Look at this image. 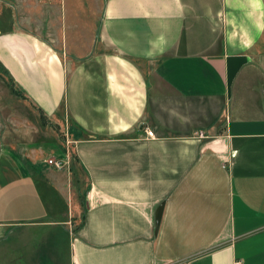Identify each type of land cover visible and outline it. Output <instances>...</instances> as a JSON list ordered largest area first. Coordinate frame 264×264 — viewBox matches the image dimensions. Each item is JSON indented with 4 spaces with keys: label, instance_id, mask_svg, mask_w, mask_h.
I'll return each instance as SVG.
<instances>
[{
    "label": "crops",
    "instance_id": "1",
    "mask_svg": "<svg viewBox=\"0 0 264 264\" xmlns=\"http://www.w3.org/2000/svg\"><path fill=\"white\" fill-rule=\"evenodd\" d=\"M50 5L0 61L70 121L85 188L2 155L0 240L32 264H264V0Z\"/></svg>",
    "mask_w": 264,
    "mask_h": 264
},
{
    "label": "rangeland",
    "instance_id": "2",
    "mask_svg": "<svg viewBox=\"0 0 264 264\" xmlns=\"http://www.w3.org/2000/svg\"><path fill=\"white\" fill-rule=\"evenodd\" d=\"M37 1L40 2V0H0V58H4L1 50L4 47L5 34L2 33L11 30L20 24L22 18H25V4H36ZM60 1L47 0L52 5L42 6V14L47 17L50 10L56 9ZM4 60L6 61V58ZM0 64L7 71L6 73L0 68V157L10 154L17 163L33 164L32 162L36 161L38 165L43 163L51 169L53 167L47 164L46 159L52 157L66 159L68 156L67 167L53 169L55 172H67L81 199L86 180L74 167L69 138L70 121L59 123L44 116L13 84L11 79L13 80L14 77L4 66V61H0ZM4 235L7 238L9 232L4 233L0 240V264H32L30 262L37 259L33 255L25 259V252L12 249ZM59 248L60 261L65 264L67 245H60Z\"/></svg>",
    "mask_w": 264,
    "mask_h": 264
},
{
    "label": "built area",
    "instance_id": "3",
    "mask_svg": "<svg viewBox=\"0 0 264 264\" xmlns=\"http://www.w3.org/2000/svg\"><path fill=\"white\" fill-rule=\"evenodd\" d=\"M145 132H146L147 137L155 136L152 130L145 129ZM198 136L203 138L204 134L201 132V133H198ZM46 162L48 165H50L51 167L55 169H63L64 167H67L69 158L68 156L66 157V159L64 157H52V158L46 159Z\"/></svg>",
    "mask_w": 264,
    "mask_h": 264
},
{
    "label": "trees",
    "instance_id": "4",
    "mask_svg": "<svg viewBox=\"0 0 264 264\" xmlns=\"http://www.w3.org/2000/svg\"><path fill=\"white\" fill-rule=\"evenodd\" d=\"M0 68H1V69H3V67H2L1 65H0ZM3 70H4V69H3ZM4 72H6V73H7V71H5V70H4ZM11 81H12V79H11ZM15 92H16V91H15Z\"/></svg>",
    "mask_w": 264,
    "mask_h": 264
},
{
    "label": "water",
    "instance_id": "5",
    "mask_svg": "<svg viewBox=\"0 0 264 264\" xmlns=\"http://www.w3.org/2000/svg\"><path fill=\"white\" fill-rule=\"evenodd\" d=\"M159 220V218H157V221Z\"/></svg>",
    "mask_w": 264,
    "mask_h": 264
}]
</instances>
